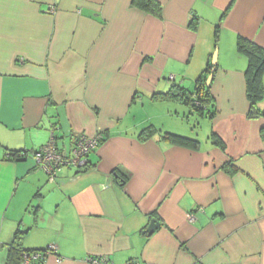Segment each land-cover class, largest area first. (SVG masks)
Here are the masks:
<instances>
[{
    "label": "crops",
    "instance_id": "0c3cea01",
    "mask_svg": "<svg viewBox=\"0 0 264 264\" xmlns=\"http://www.w3.org/2000/svg\"><path fill=\"white\" fill-rule=\"evenodd\" d=\"M158 1L161 18L132 0H0V264L19 231L43 264H264V116L237 47L264 48V0ZM216 50L214 118L154 97L193 89ZM97 133L84 169L50 180L33 155Z\"/></svg>",
    "mask_w": 264,
    "mask_h": 264
},
{
    "label": "trees",
    "instance_id": "16d2710c",
    "mask_svg": "<svg viewBox=\"0 0 264 264\" xmlns=\"http://www.w3.org/2000/svg\"><path fill=\"white\" fill-rule=\"evenodd\" d=\"M132 4L158 18L162 17L163 6L158 0H132ZM217 31L216 29V38ZM237 47L239 52L248 59L245 78L247 99L249 101V117L264 116V110L259 107V104L264 99V48L254 41L243 37L238 38ZM213 68L212 60H209L205 70L196 80L193 89L184 87L179 83H173L168 92L157 93L154 97L156 99L179 101L189 106L200 117L214 118L217 114L215 98L211 93L210 84H207V79ZM155 132H158V130L153 126L147 127L141 131L140 137L145 140ZM162 137L182 146L192 148H198L199 146V140L175 133L162 132ZM213 138L222 148L225 147L224 142L219 137L213 135ZM25 157L26 152L22 150H10L8 153V159L10 160H21ZM225 168L231 172L236 170L231 161L225 164ZM9 247L10 251L6 264H23L26 254L31 257L32 254L37 252L42 253V255L38 259L32 260L30 264H43L49 251V248L25 249L22 245L21 231L16 233Z\"/></svg>",
    "mask_w": 264,
    "mask_h": 264
},
{
    "label": "built area",
    "instance_id": "2783aa9c",
    "mask_svg": "<svg viewBox=\"0 0 264 264\" xmlns=\"http://www.w3.org/2000/svg\"><path fill=\"white\" fill-rule=\"evenodd\" d=\"M102 133H97L94 136L82 135L77 138L75 145L69 150L68 153H64L57 146L55 137L33 152V155L38 165L44 169L49 178L54 179L58 170L63 166H72L77 169H84L88 165L89 155L93 150L97 148L103 139ZM53 249L50 248V251ZM49 252V251H48ZM42 253H34L31 257L25 255L23 264H30L32 260L38 259ZM90 264H115L105 258H89ZM125 264H137L134 261L127 262Z\"/></svg>",
    "mask_w": 264,
    "mask_h": 264
},
{
    "label": "water",
    "instance_id": "95a60500",
    "mask_svg": "<svg viewBox=\"0 0 264 264\" xmlns=\"http://www.w3.org/2000/svg\"><path fill=\"white\" fill-rule=\"evenodd\" d=\"M217 50L215 51L214 53V56H213V60H212V64L214 65V68L212 69L211 71V74L209 75L208 79H207V84H210L212 78H213V74L217 68V65H218V59H217ZM159 226V223L156 221V220H152L149 227L147 228V232L148 233H152L155 231V229Z\"/></svg>",
    "mask_w": 264,
    "mask_h": 264
},
{
    "label": "rangeland",
    "instance_id": "374dc122",
    "mask_svg": "<svg viewBox=\"0 0 264 264\" xmlns=\"http://www.w3.org/2000/svg\"><path fill=\"white\" fill-rule=\"evenodd\" d=\"M188 116V115H187ZM192 123H193V121H192Z\"/></svg>",
    "mask_w": 264,
    "mask_h": 264
}]
</instances>
